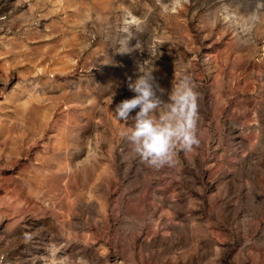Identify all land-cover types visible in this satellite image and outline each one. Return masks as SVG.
<instances>
[{"label": "rangeland", "instance_id": "374dc122", "mask_svg": "<svg viewBox=\"0 0 264 264\" xmlns=\"http://www.w3.org/2000/svg\"><path fill=\"white\" fill-rule=\"evenodd\" d=\"M137 62L200 94L174 167L114 119ZM263 162L264 0H0V264H264Z\"/></svg>", "mask_w": 264, "mask_h": 264}, {"label": "clouds", "instance_id": "9594fccd", "mask_svg": "<svg viewBox=\"0 0 264 264\" xmlns=\"http://www.w3.org/2000/svg\"><path fill=\"white\" fill-rule=\"evenodd\" d=\"M185 0H156L162 13L175 12ZM145 21L131 9L122 8L121 31L131 36L142 31ZM135 49L121 51L130 53ZM151 66L137 62L133 76L127 78V89L133 95L115 105L114 119L126 125L121 136L129 145L133 159L147 167H174L178 152H192L200 144L198 123L200 98L194 82L184 76L167 93L160 87ZM134 113V115H133Z\"/></svg>", "mask_w": 264, "mask_h": 264}, {"label": "bare ground", "instance_id": "6f19581e", "mask_svg": "<svg viewBox=\"0 0 264 264\" xmlns=\"http://www.w3.org/2000/svg\"><path fill=\"white\" fill-rule=\"evenodd\" d=\"M48 125V124H47ZM48 127V126H47ZM242 138V137H241ZM240 138V139H241ZM235 139V138H234ZM244 139H246V138H244ZM39 141V140H38ZM241 143V142H240ZM259 146H260V144H259ZM238 148V147H237ZM236 148V149H237ZM255 148V147H254ZM257 148V147H256ZM230 149V148H229ZM254 150V149H253ZM251 151V150H250ZM263 152V151H262ZM202 153H203V151H202ZM249 154V153H248ZM253 154H254V152H253ZM263 154V153H262ZM182 155V154H181ZM201 157V156H200ZM228 157V156H227ZM183 158V157H182ZM202 158V157H201ZM242 158V157H241ZM189 159V158H188ZM187 159V160H188ZM244 159V158H243ZM253 159V158H252ZM195 160V159H194ZM257 160V159H256ZM189 161V160H188ZM242 161V160H241ZM244 161V160H243ZM248 161V160H247ZM177 163V162H176ZM264 163V162H263ZM236 164V163H235ZM183 165V164H182ZM188 167V166H187ZM223 167V166H222ZM242 167V166H241ZM245 168V167H244ZM186 169V168H185ZM188 170H190V169H188ZM187 170V171H188ZM207 170V169H206ZM186 171V170H185ZM203 172V171H202ZM230 172V171H229ZM233 172V171H232ZM191 173V172H190ZM202 174H204V173H202ZM205 175V174H204ZM193 176V175H192ZM228 176V175H227ZM182 178V177H181ZM227 178V177H226ZM235 178V177H234ZM151 179V178H150ZM204 179V178H203ZM218 179V178H217ZM237 179V178H236ZM189 180V179H188ZM226 180V179H225ZM229 181H231V180H229ZM144 182V181H143ZM226 182V181H225ZM99 183V182H98ZM97 183V184H98ZM193 183V182H192ZM228 183V182H227ZM239 183V182H238ZM142 185V184H141ZM237 184H235V186H236ZM239 186V185H238ZM103 187H105V186H103ZM93 188V187H92ZM264 189V188H263ZM156 190V189H155ZM102 191H103V189H102ZM104 191H106V190H104ZM242 192V191H241ZM264 197V196H263ZM204 198V197H203ZM92 200V199H91ZM94 200V199H93ZM205 200V199H204ZM218 202V201H217ZM83 203V202H82ZM90 203V202H89ZM91 203H94V202H91ZM165 203V202H164ZM188 203V202H187ZM79 204V203H78ZM163 204V203H162ZM220 204H221V202H220ZM76 205H77V203H76ZM87 205V204H86ZM79 206V205H78ZM229 207V206H228ZM84 208V207H83ZM90 208V207H89ZM235 208V207H234ZM78 209H79V207H78ZM225 209V208H224ZM81 210V209H80ZM99 210V209H98ZM73 211V210H72ZM89 211V210H88ZM84 212V211H83ZM67 214V213H66ZM182 214V213H181ZM224 214V213H223ZM226 214V213H225ZM98 215V214H97ZM154 215V214H153ZM77 216V215H76ZM73 217H74V215H73ZM152 217V216H151ZM162 217V216H161ZM180 217H182V216H180ZM54 218V217H53ZM91 218H93V217H91ZM154 218V217H153ZM227 218V217H226ZM229 218V217H228ZM47 219V218H46ZM73 219V218H72ZM94 219V218H93ZM50 220V219H49ZM89 220V219H88ZM47 221V220H46ZM53 221V220H52ZM162 221H163V219H162ZM34 222V221H33ZM99 223V222H98ZM82 224V223H81ZM81 224H79V225H81ZM172 224V223H171ZM49 225H51V224H49ZM70 226V225H69ZM82 226V225H81ZM170 226V225H169ZM77 227V226H76ZM87 227H89V226H87ZM93 227V226H92ZM172 227V226H171ZM84 228V227H83ZM194 228V227H193ZM103 229H105V228H103ZM107 229V228H106ZM67 230V229H66ZM201 230V229H200ZM53 231V230H52ZM130 231V230H129ZM194 231V230H193ZM50 233H51V231H50ZM105 233V232H104ZM53 234V233H52ZM102 234V233H101ZM105 235V234H104ZM135 236V235H134ZM139 236V235H138ZM164 236V235H163ZM192 237V236H191ZM201 237V236H200ZM53 238V237H52ZM161 238V237H160ZM208 238V237H207ZM125 239V238H124ZM138 239V238H137ZM166 239V238H165ZM101 240H102V238H101ZM125 241V240H124ZM41 243V242H40ZM60 243V242H59ZM77 243V242H76ZM141 243V242H140ZM139 243V244H140ZM57 244V243H56ZM143 244V243H142ZM163 244V243H162ZM71 245V244H70ZM75 245V244H74ZM110 245V244H109ZM85 246V245H84ZM203 246H205V245H203ZM1 247V246H0ZM6 247V246H5ZM80 247V246H79ZM171 247V246H170ZM110 248H111V246H110ZM204 248H206V247H204ZM200 249V248H199ZM192 250V249H191ZM205 250V249H204ZM212 251V250H211ZM102 252H104V251H102ZM110 252V251H109ZM135 252V251H134ZM187 252V251H186ZM214 252V251H213ZM90 253V252H89ZM84 254V253H83ZM147 254V253H146ZM100 256V255H99ZM112 257V256H111ZM144 257H145V255H144ZM100 258V257H99ZM195 258V257H194ZM193 258V259H194ZM123 260V259H122ZM161 260V259H160ZM100 261V260H99ZM186 264V263H185Z\"/></svg>", "mask_w": 264, "mask_h": 264}]
</instances>
